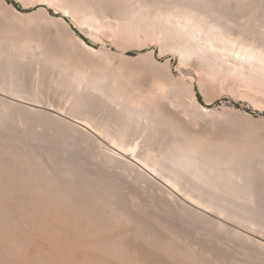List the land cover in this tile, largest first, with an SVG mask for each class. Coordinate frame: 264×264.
Wrapping results in <instances>:
<instances>
[{
	"label": "bare ground",
	"instance_id": "1",
	"mask_svg": "<svg viewBox=\"0 0 264 264\" xmlns=\"http://www.w3.org/2000/svg\"><path fill=\"white\" fill-rule=\"evenodd\" d=\"M132 1L133 0H39V3L47 5L50 9L54 8L57 12H61L64 17L73 16L74 18L72 19L77 20V25L81 31L87 33V36L89 34V39L96 40L93 36L96 24L93 22L94 19L97 21L99 16H101L100 12L113 10L112 12L114 13L115 10L117 13L112 15L108 14L114 18L115 16H119V19L124 18V21L126 18H130V12L134 10V5L138 3L137 0L136 3H133ZM140 1L145 8H141L142 10H140L139 6L141 3H138L139 6L135 9L140 13L146 9V14L141 15V18L138 16L140 19H134L135 21H133V23H135V25L133 28H130L132 27L131 24H133L131 23L132 20H128L131 24L127 23L126 20V25L129 24L130 26L124 27V24H122V26L119 24L118 26V23L121 20L115 18L119 22L115 23L114 21L115 25L117 24V28L113 26L115 29L113 30L115 31V35H118V39H122V37H126L127 39L128 37L136 38L139 39L138 41L141 43V40H143V44L146 47L147 45H159L162 50V52L160 51L161 54H158L160 57L164 56L163 54L166 50L170 51V53L177 54L180 57L178 70L183 76L188 77L192 86L196 81H203L204 77L206 80L208 78L210 81H214V77H220L217 78L219 81L221 78H225V80L227 78H232L234 81L237 80V83L238 81L241 83L240 86H243V90L244 88L245 90L247 88V90L250 89L249 91L255 90L259 93H264V11L260 13L261 10L264 9L263 0H260V5L258 2V5L254 4L252 0ZM255 1L256 0H254V2ZM254 5L258 8H254ZM252 6H254V10L256 9L255 12L257 11V14L254 11H251ZM48 8L42 12L50 15ZM258 11L260 15L258 14ZM97 15H99L98 18H96ZM137 15H139V13ZM135 17L136 16L133 17V14L131 15V19ZM46 19H49V22H52L50 21L51 17ZM187 23L188 26L190 23L192 27L185 28V24L187 25ZM191 28H194V31ZM66 29L69 28L66 27ZM251 34L252 37L250 36ZM78 41L81 42V40ZM82 44L84 45V43ZM143 48L145 47L143 46ZM205 48H207L208 51L202 54V51H204ZM148 56L151 64L155 65L154 67H156V65L157 67H161L162 64L159 65L160 62L155 56V51H150ZM0 62V76H2L3 73L5 74L4 77H0V118L1 116L6 117V115L7 117H11L14 110L21 109L24 110L26 114H33L34 116L39 115L41 119H45L46 117L56 123H67L69 126H74L73 128L75 130L76 128L78 131L81 130V132H92L95 135L96 140L99 138L98 143L103 149L101 150L103 161L112 163L110 164L112 166L117 163L115 166H118L119 164L123 167H121V169L126 168L127 172L129 171L128 169L131 171L133 170L136 174L133 173L135 175V181H141L142 179V181H144L143 183H149L148 185L153 184L154 187L158 185L155 189L158 188V190H160L158 192V197L160 199L156 198L157 200L155 201H160L162 207L159 206V208H163L161 213H159L160 210L159 212H156V208H158L156 206L159 205L160 202L156 206L150 202L156 211L152 208L154 211L151 212V214L153 213L151 215L149 212L151 211L150 207L152 205L150 204V206L146 204L147 208L145 209L146 206L142 208L144 213L148 210V206H150V209L149 212L147 211V214L144 215L143 211L140 210V207H138L139 209L137 208L139 211H136V206H133L136 203L133 205L130 204L131 201V203H133V198L131 197L130 200L129 196L125 195H122L121 197H125L124 199H119L123 201L120 202L118 200V203L117 200L114 202L107 199V197L106 200L103 197H100L101 199L98 197L94 199L91 198L88 201L93 194L91 191V195H88L89 198L88 196L86 197V194H88L87 191L89 190L90 192L91 190L89 187L91 184L89 186L86 185L88 180H85L86 183H82L84 188L81 186L83 190L82 188L80 189V187L78 188L77 183L79 181L74 172L76 171L79 173L81 168L80 165H77L80 170L77 171V169L74 168L73 170L71 165L73 162L71 161H67L66 163L67 165L71 162V168L70 166L69 168L68 166H65V163L63 162L64 166L67 168L64 167L63 169L60 168L62 165H58V168L61 170L63 169V171L56 172L57 165H55L56 168H52L49 164H40L41 161L40 163L35 162L32 164L30 159L25 160L24 162V160L20 161L21 158L19 161L23 165L17 163H15V165L13 164L17 169L19 168L20 173L16 174L19 171L15 168V174L14 172L12 173L13 170L8 171L10 169L6 170V172L4 170L3 174L2 167L4 164L1 163L3 161L1 159L0 264H218L219 255L221 256V249L228 250L226 248L228 247L226 246L227 242L224 241L225 238L228 242L230 241L232 245L229 244L233 247L235 246L234 243H238V246L241 249L240 252L245 253V251L248 250L250 251V255L254 252L255 255L260 254V256H264L263 205L259 193L252 187L254 178L251 173L254 147L261 144L264 145V142L262 143L261 140H257L260 144L257 141H253L249 144L241 143V145H234L227 143L224 140L223 142L215 141L211 138L192 132L188 129V120L183 115L185 113L187 115V112L183 111L181 114H176L163 109L161 104L158 103L159 100H156L157 96H153L154 94L147 95L146 97L141 95L142 98L141 96L140 99L137 97L138 99H135V101L133 99V104L135 103L133 106H138L140 109L138 115L140 116L142 114L139 119H137V117L135 118V114L134 118L133 116L129 117L131 116V113L126 116V113L124 114V112L108 108L99 99L100 97L97 98L89 92L84 91L83 88L76 85L77 83L75 79L73 81L72 77L71 79L69 78V74L66 73L67 75L64 76L65 74L62 72L58 74V76L52 77L48 81V84L54 88L56 94H61V96L64 95L61 97L62 101L63 97H65L70 102H68L70 105L67 106L65 103L67 100L64 98L63 102H60V104L55 106L51 103L52 101L49 102L46 100L45 95L39 91L40 89L38 87H35L36 90H27L23 86V79L14 74L15 68L17 69L15 63L9 61L8 63H6L7 61H5V63L2 61ZM163 67H166V73L170 75V60H167L163 64L162 68ZM7 71L10 73L8 78L6 75ZM38 71H40V69ZM210 78H212V80ZM217 79H215V83ZM224 81L221 80L220 83ZM229 81H231V83L234 82L232 80ZM42 83L46 84L47 82L46 80H43ZM90 83L91 82H89V84ZM220 85L221 84H219V86ZM235 86L237 85L235 84ZM230 87L231 86H229V88ZM238 89L241 88L239 87ZM136 96L137 95H135V97ZM194 97L197 101L195 92ZM64 103L66 104V109L70 106V112L76 114L73 115L74 117H79L77 120L72 119V113L68 110L63 109L62 107L60 108ZM197 103L205 113L209 111L205 106L199 104L198 101ZM95 104L96 106L104 105L106 110L109 109V116L113 117L111 119H114L113 122L116 125H113L115 127L114 130L109 127L108 120H103L104 116L102 117L99 112H91L89 110ZM141 109H143L142 113ZM68 113L71 114V117ZM140 118L146 120L141 122ZM8 119L10 120V118ZM71 121L77 123V126ZM2 123L3 122L1 121V125ZM24 127L22 126V128ZM134 127L138 128L137 130H139L140 136H144L145 140L136 143L130 142L131 144H129L128 137ZM160 137H165L162 138L163 140L166 138L170 139L165 142L164 149L157 153L152 150L151 145L156 140H159ZM139 151H142L143 153H140ZM14 152L16 151H13V153ZM33 153L31 155L29 154V156H35ZM139 153L142 154V156L139 155ZM20 156L22 157V155ZM34 156H32L33 159ZM39 156H41V154ZM140 157L142 160H140ZM40 158H42L41 160L43 162L44 156ZM46 160L48 161V158ZM10 161L12 160L10 159ZM52 161L55 163L54 160ZM57 161H59V158ZM25 163L28 164L29 167ZM113 163L115 164L113 165ZM82 165L83 164H81V166ZM52 166L54 167V165ZM120 166L118 167L120 168ZM54 169H56V171ZM86 169L88 168H85L84 171ZM35 170L43 172L42 174L46 175L48 178L39 180L40 177L38 175L41 172L37 175V178L35 177L37 174ZM235 170L241 171L240 173H235ZM9 172H11V174ZM2 174H6L5 176L7 178ZM133 174L130 173V175ZM80 177L82 178L81 174ZM80 177L79 179L82 180ZM85 177H83V179H85ZM36 178L40 182L36 180ZM88 179L91 178L88 177ZM23 183L25 184L24 186L28 183L29 185H27L28 193L26 192L27 194L25 196V192L23 191L24 197L21 199L17 194L23 187H21ZM79 184L81 183L79 182ZM110 185L112 184H109V186ZM110 188H112V186ZM23 189L25 188L23 187ZM77 189L78 191L82 190L81 192H84L85 190L86 198L82 199L83 193L80 195V191L78 194L81 196V199L78 198V194L76 197V193L78 192ZM146 189L147 188H145V191L143 192L147 193V191H149H146ZM115 190L117 192L116 188ZM108 192L109 191H107V193ZM140 192L142 191L139 189V193ZM131 193H129V195ZM149 193L151 195L153 194L151 191ZM148 194L146 198L149 197V200L151 201V197L153 196ZM18 195L20 196L22 194L19 193ZM93 195H95V197L97 196L95 193ZM143 195L146 196L145 193ZM126 198L130 201L128 202ZM153 200L154 198L152 201ZM119 203L124 205H119ZM163 211H165L167 215ZM155 213H159L160 215L164 213L163 218L165 217L166 220L168 213L173 215L171 217L169 216L170 218H175H173V221L170 219L172 223H175L174 225H171L169 224L170 220L165 221L159 216L158 222L160 223L157 222V224H161V226L159 225L160 229L161 227L164 228H162L163 231L161 232L165 235L161 234L160 231V234L157 232H155L156 236L154 234V227L151 226V222L152 225H154L153 221H157L156 217L159 215H156ZM154 214L156 215L155 220L152 218ZM139 215H144L143 217L141 216V218L148 219V221H141ZM148 215H151L150 220ZM151 219L153 221H151ZM186 223L189 224V226H191L190 224L194 225L193 227L197 225L195 228L197 231H194L197 232L196 234L199 236H194L200 239L201 244L199 243V239L198 241L196 240L198 243H192L195 239L192 240L191 238L192 241L190 239V241H187V238L186 240L181 239L180 236H184L183 234L180 235L181 231L179 230L181 225H186ZM157 224L155 223L156 226ZM201 224L205 226L203 229L208 231V233H199L201 228L199 229L198 225L202 227ZM174 226L178 227L179 230ZM157 228L159 227H156L155 229ZM200 234L204 235V237L200 236ZM158 235L159 237H157ZM220 235H223L221 236L222 238L218 237ZM233 241L234 243H232ZM203 242L214 246L215 248L213 247L212 251H216V253L220 250V253H218L219 255L217 254L218 257L213 256L215 252L208 251L209 246H206ZM201 245L203 247L206 246L207 250ZM240 246L244 248V251H242V247ZM224 255H226L225 252ZM223 259L224 257L222 259L220 257V262H225ZM247 260L249 259L247 258ZM227 261L228 263L230 262L229 259ZM243 261L244 260H242V262L234 261L229 264H248ZM254 261L255 260L253 259V262ZM224 262L222 264H224Z\"/></svg>",
	"mask_w": 264,
	"mask_h": 264
},
{
	"label": "rangeland",
	"instance_id": "2",
	"mask_svg": "<svg viewBox=\"0 0 264 264\" xmlns=\"http://www.w3.org/2000/svg\"><path fill=\"white\" fill-rule=\"evenodd\" d=\"M137 1H138V3H141L140 0H137ZM137 1L133 0L132 2L136 3ZM252 1L254 4H257V2H258V4L260 5V3H259L260 0H256L255 2H254V0H252ZM11 2H15L16 4H18V8L15 7ZM138 3H136L137 6L134 5L135 7H134L133 11H135V12L131 11L133 13L130 12V18H128V19L126 18L127 23H130L131 20H132L131 23H133V21H135L136 18L140 19L141 15L146 14V9H144V11L141 13L139 11H137V9H135V8H138V6H139ZM254 6H252L251 7L252 10L251 9L250 10L255 12L256 9L254 10V8H258V7L256 5H254ZM46 8H48V6L44 5V4H40L39 0H0V41H1L0 42V52H1L0 53V59H1L0 61H2L4 63H5V61H7L6 63H8V61H9V62H13L17 65V69L15 68L14 74L18 75L20 78L23 79V86L27 90H34V89L36 90V88L38 87L40 89L39 91H41L45 95L46 100H48L49 102L52 101L51 103L54 104L55 106H57L58 104H60V102L64 101L65 97H63V101H62L61 97L64 95L61 96V94H56L54 88H52L50 86V84H48V81L52 77H56V76H58V74H60L62 72L63 74H65L64 76L69 74V76H70L69 78L71 79V77H72L73 81L75 79L77 84L75 82L74 83L77 86H79L80 88H83L84 91L89 92L90 94L94 95L97 98L100 97L99 99L108 108H111V110L114 109L116 111L124 112V114L126 113V116L130 115V113H131V116H129V117L133 116V118H134V114H135V118L137 117V119H139V117L142 116L141 113H142L143 109H141V113H140L141 115L139 116L138 114L140 112V109L138 106H137L138 109H137V107L133 106L135 104V103L133 104V102L135 101V99H138L137 97H139V99H140L141 95L146 97L147 95H153L154 94L153 96H157L156 100H159V102L158 101H156V102L161 104V107L163 109H166V110L171 111V112L176 113V114L177 113L181 114V112L186 111L187 115H186V113L183 115L188 120L187 121V126L189 127L188 129L192 132L198 133V134H200L204 137H207V138H211L215 141L223 142V140H224L227 143L234 144V145H237V144L241 145V143L242 144H244V143L249 144L250 142L257 141V140L258 141L261 140L262 143L264 142V93L262 94V92L259 93L258 91H255V90L249 91L250 89L247 90V88H246V90L244 88V90H245L244 91L243 86H240L241 83H239V81H238V83H239V85H238L237 80L234 81L232 78H227L228 80L227 79L225 80V78H221L219 81L217 78H220V77H217V78L214 77L215 79H217L216 83H215L214 82L215 79L213 77L212 78L214 79V81L212 80V78H210L212 81L208 80V78H207V80H208L207 81L206 78L204 77L203 81H196L194 83V85L192 86V84H190V82L188 80V77L183 76V74L181 72H179V70H178V64H179L180 57L177 54L172 53V52L170 53V51L166 50V52L163 54L164 56L160 57L159 56L161 54L160 51L162 52V50H161V47L159 45H152V46L147 45V47H146L143 44V40H141L142 41V43H141L140 41H138L139 39H136V38L134 39V38L128 37V39H127L125 37L126 38L125 39L122 37V39H120V38L118 39V35H115V31H114L115 29L113 26H115V28H117V24L115 25V23H118L119 21L115 18H118L119 16L113 15V16H115V18L111 16L112 14L117 13L115 10H114V13L112 12L113 10H111V9H110L111 11L106 10L107 13L106 12H100L101 16H99V15L96 16V18H98V16H99L97 21H95V19H94V22H93L96 24L95 25L96 29H95V31H93V36L95 37L96 40H94V39L91 40L88 38L89 34L87 36V33H84L83 31H81V29L77 25L78 24V22H76L77 20L72 19V18H74L73 16L64 17L61 12H57L54 8H51V9L48 8L49 13H50V15H48L47 13L46 14L43 13ZM141 8L142 9L145 8V6L144 7L142 6V3L139 6L140 10H142ZM259 9H260V7H259ZM104 11H105V9H104ZM263 11H264V9L261 10L260 13H262ZM137 12L139 13V15H137L138 14ZM108 13L111 15H109ZM132 14H133V17L136 16L133 19H131ZM134 14H136V15H134ZM258 14H259V11H258ZM152 15H155V14H152ZM138 16L140 18H138ZM50 17H51L50 21H52V22H49V19H46V18H50ZM123 19H119V20H121L120 21L121 23L119 22L118 26H119V24H121L120 26H122V24H124L123 25L124 27H127V26L129 27L130 25L129 24L126 25L127 24V23H125L126 20L123 21ZM128 20H130V21H128ZM114 21H115V23H114ZM134 25H135V23L131 24L132 27H130V28H133ZM185 26H186L185 28L192 27L190 25V23H189V26H188V23H187V25L185 24ZM66 27L69 29H66ZM16 29H18V30H16ZM191 29H193V31H194V28H191ZM81 35L88 39V41L90 42V45L88 43H86L81 38ZM250 36L252 37V34ZM78 40H81V42ZM82 43H84V45ZM143 46L145 48H143ZM89 47H90V49H89ZM43 50H44V52H43ZM152 50L155 51V56L158 59V61L160 62L159 65L162 64L161 67L159 65H158L159 67H157V65H156V67H154L155 65L151 64V61H149L150 58L148 56V53ZM207 51H208V49L205 48L204 51H202V54H204ZM145 56H146V58H145ZM167 60H170V67H171V69H170L171 74L170 75L171 76L168 73H166L167 72L166 67L162 68L163 64ZM56 63H57V65H56ZM39 69H40V71H38ZM56 69H57V71H56ZM67 69H69V70L71 69V70L69 71ZM51 70H52V72H51ZM9 74L10 73L7 71V74H6L7 78H8ZM86 74H87V76H86ZM4 75L5 74L3 73L2 76L4 77ZM37 75H40L41 77L37 76ZM2 76H0V77L2 78ZM43 80H46L47 83L43 84L42 83ZM161 80H163V81H161ZM221 80H223V81L225 80V81L220 83ZM229 80H232L235 83L234 82L231 83V81H229ZM89 82H91V83L89 84ZM206 83H208V84L210 83V84L208 85ZM204 84H206V85H204ZM219 84H221V85L219 86ZM223 84H225V85H223ZM235 84L238 86V88L240 87L241 89H238L237 86H235ZM213 85H215V86H213ZM229 86H231L232 88L231 87L229 88ZM234 87L236 88V91H235ZM153 92H155V93H153ZM194 92L196 93V96L198 93L201 95L202 102L204 105L199 101L198 97H197V101L199 102V104L205 106L209 110L207 113H205L198 106V103L194 97ZM135 95H137V96L135 97ZM132 96L135 98H133ZM142 96H141V98H142ZM133 99H134V101H133ZM110 101H111V103H110ZM130 101L132 102V104ZM68 102H69L68 100H67V102H65L67 104V106L70 105V104H68ZM65 103L62 104V106L59 105L60 108L62 107L63 109H66ZM69 107H67L66 110H68L70 112ZM20 110L21 109L14 110L13 115L11 117L10 116L7 117V115H6V117L1 116V118H0V126H1V128H0V131H1L0 132V134H1L0 135V147H2V148H0V153H1L0 162L3 160L1 162L4 164V166L2 167L3 168V174H4V170L6 172V170H8V169H10L8 171L13 170L12 173L14 172V174H15V168L16 167L13 166V164L14 165H15V163L21 164L20 161H23V160L25 162V160L30 159L32 161L31 162L32 164H34L35 162L40 163V161H41L40 164L46 163V164H49L52 168L57 167L56 168L57 171H56V169H54L56 172L63 171L65 166H68V168H69L70 163L73 162L74 167H73V164H71L72 169L74 168V169H77V171H79L81 168V171L79 173L76 171L74 172V174L76 173L75 174L76 178L81 183V184H79V182L78 183L76 182L78 184V188L80 187V189H81L83 187L82 183H84L85 180L86 181L88 180V183H86V182L85 183L88 186L91 184L89 186L91 188V190H90V192H89V190L87 191L88 194H86V197L88 195L89 196L91 195L90 194L91 191L93 194L94 193L97 194L96 197L93 194L91 195L90 198L88 196V198H89L88 201L91 198L94 199V198H98V197L99 198L103 197L106 200V197H107V199L114 201V202H116V200H117V203H118L119 201L120 202L123 201V200H119V199H124L125 197H123V198H121V197H122V195H125V196H129V199L132 197L133 203H131L132 202L131 201L130 204L133 205L134 203H136L135 205H133V206H136V208H135L136 211H139V210H137V208L140 207L141 208L140 210L143 211V213H144V210H142V208H144L146 206V204L150 205L151 203H153V205L155 204L154 206L159 204L160 201L159 202L155 201L157 199H160L158 197V192L160 190H158V188L155 189L158 185L156 187H154L153 184H151L154 187L153 188L151 185H148L149 183L148 184L143 183L144 181H142V179H141V181H135L134 177L136 174L133 170H132L133 171L132 172L130 169H128L131 174H133V173L135 174V175L134 174L130 175L129 171L127 172V169L125 167H124L125 169H121L122 166H120L119 164H118V166H120V168L118 166H115L117 163L116 164L113 163V165L114 164L115 165L112 166V165H110L112 163H108L107 161L106 162L103 161V157H101V153H102L101 150H103V149H102L101 145L98 143L99 138L97 137L98 139L96 140V137L92 132H90V133L93 135H91L90 133H87V132H81V130L78 131L77 128L75 130L73 128L74 126L72 127V125H70L71 126L70 127L69 124H67V123H65V124L64 123L63 124L62 123H56V122L51 121L50 119H47L46 117H45V119L44 118L41 119V117L39 115L34 116L33 114L32 115H30L28 113L26 114V112L24 110H21V111ZM89 110L91 112H99L102 117L104 116L103 120H105V121L108 120L109 121V123H108L109 127H111V129L113 128V130H114V128H115L114 126H116L115 123L113 122L114 119H111L113 117L109 116V114H110L109 109L106 110L104 105L103 106L102 105L96 106V104H95ZM70 113H72V119L77 120L79 118V117L78 118L74 117L73 115H76V114H73V112H70ZM70 113H68V114H70ZM22 117H23V119H22ZM70 117H71V114H70ZM8 118H10V120ZM143 118H140L141 122L146 120V119L143 120ZM30 119H31V121H30ZM1 121L3 122L2 125H1ZM37 121H39V122H37ZM21 122H22V124H21ZM71 122L74 123V121H71ZM111 122H113V123H111ZM40 123H42V124H40ZM29 124L32 126H30ZM74 124L76 125L77 123H74ZM33 125H34V127H33ZM22 126L23 127L26 126V127L22 128ZM42 126H43V128H42ZM137 129H138L137 127H134L133 131L131 130L132 133L130 132V136L128 137V143L129 144H131L133 142L136 143V142H141V141L145 140V137L142 135L140 136V132ZM3 131H4V133H3ZM56 132H57V134H56ZM138 135H139V137H138ZM162 138H165V137H160L159 140H156L154 143H152V145H151L152 147L151 146L150 147L152 148L153 151H155L157 153H159L158 151H162L165 147V144H166L165 142L168 141V139H170V138H166L163 140ZM5 144H7V145H5ZM103 144H106V143H103ZM153 146H155V147H153ZM254 146H256V145H254ZM251 149H253V148H251ZM41 150H42V152H41ZM13 151H16V152L13 153ZM17 151H19V152H17ZM20 151H22V152H20ZM44 151H45V153H44ZM33 152H35V153H33ZM6 153L10 156H8ZM17 153H19V154H17ZM32 153L35 154V156L32 155V156H34V159L36 157L37 158L39 157L38 159L36 158L37 161L35 159V161L33 162V160H34L33 157L29 156V154L31 155ZM140 153H139V155L142 156V154H140ZM13 154H16V155H13ZM40 154H41V156H39ZM50 154H52V155H50ZM97 154H99V155H97ZM20 155H22V157ZM25 156L27 157V159ZM43 156L45 159L43 158V162H42V160H41L42 158H40V157H43ZM94 157H95V159H94ZM47 158H48V161L46 160ZM58 158H59L60 163H59V161H57ZM60 158H61V160H60ZM10 159L12 161H10ZM14 159H15V161H14ZM52 160H54L55 163ZM140 160H142L141 157H140ZM67 161L68 162L71 161V162L66 165ZM63 162L65 163V166H64ZM84 162H85V164H84ZM92 163H93V165H92ZM51 164L54 165V167ZM81 164L84 165V168H83V165L81 166ZM11 165L13 168L11 167ZM21 165H23V164H21ZM26 165L28 166V164H26ZM55 165H57V166L55 167ZM58 165H60V166L62 165L60 168H63V169L61 170L60 168H58ZM77 165H80V168H78ZM103 165H105V166H103ZM0 166H2V165L0 164ZM25 166H23V167H25ZM65 168H67V167H65ZM70 168H71V166H70ZM85 168H88V169H86L87 171L86 170L84 171ZM105 168L108 170H106ZM1 169H0V171H2ZM59 169H60V171H59ZM16 170L19 171V168L18 169L16 168ZM251 170H252L251 173L253 174V178H254L252 187L259 193V195L262 199L261 202L263 205V212H264V174H263L264 173V145H262V144L258 145L257 147H254L253 162H252ZM35 171L37 172L35 177H37V175L41 171L40 172H38L37 170H35ZM240 171L241 170H235V173H240ZM0 173H2V172H0ZM9 173L11 174V172H9ZM18 173H20V171L17 172L16 174H18ZM42 173L43 172L40 173L41 176H40V174L38 175L40 177L39 180L40 179L42 180L44 178H48V177H46V175H43ZM6 174H8V173H6ZM34 174H35V172H34ZM80 174L82 175V178L80 177ZM83 174H84V176H83ZM5 175H3V176H5ZM42 176H43V178H42ZM85 176H87V177H85ZM79 177L82 180H80ZM83 177H85V179H83ZM88 177L91 178L94 183L91 181V179H88ZM116 177H117V179H116ZM37 178H36V180H38ZM81 181H83V182H81ZM112 181L115 183H113ZM131 181H132V183H131ZM106 182H108V183H106ZM119 183H120V186H119ZM109 184H112V185L109 186ZM24 185L25 184L23 183L21 185V187L23 186L26 190L23 189V187H22L19 190L20 192L18 191V194L21 193L22 195L19 196L17 194V196L21 197V199L24 197L23 196L24 192H25V196L28 193V191H27L28 186L27 185H29V183L26 184V186H24ZM101 185H102V187H101ZM91 186L93 187V189ZM111 186H112V188H110ZM83 188H82V190H83ZM115 188L117 189V192H116ZM145 188H147L146 191L149 190V191H147V193L143 192V191H145ZM139 189L143 193L142 192L139 193ZM82 190H79V191H80V195H82L81 193H83V196H84V197L82 196V199H83V198H86L85 197L86 192H85V190H84V192H81ZM111 190L112 191L115 190V191L112 192ZM77 191H78V189H77ZM79 191L76 193V197L79 195L78 194ZM107 191H109V192L107 193ZM150 191L153 193L152 195L149 193ZM110 192H112V193H110ZM131 192H133V193H131ZM118 193L120 196L118 195ZM129 193H131V194L129 195ZM144 193L146 194V196L143 195ZM139 194H140V196H139ZM147 194L153 196V197L150 196L151 201L149 200V197L146 198ZM80 195L78 196L79 199H81ZM131 195H133V196H131ZM112 196L114 199L112 198ZM118 196H119V198H118ZM153 198H154V200L152 201ZM126 200H128V198H126ZM130 200H128V202ZM148 200H149V202H148ZM122 203H119V205H121ZM127 204H129V203H127ZM161 204L162 203L160 202V204L157 205L156 207L159 208V206H161ZM122 205H124V204H122ZM153 205L151 207L148 206V210L145 211L144 215L147 214V211L149 212L150 208H151V211L149 212L150 214L152 211H154L155 208L153 207ZM161 207L159 209L156 208L157 211H156V209H155V211L159 212V210H160L159 213H161V211L163 210V208H161ZM146 208H147V206L145 207V209ZM152 208H154V209H152ZM163 212H165V211H163ZM137 213H139V212H137ZM155 214L152 217L153 220H155V216L158 215V214H156V215ZM163 214L162 215L159 214L158 217H156L157 221H153L151 219V221L154 222V225H155V223L157 224V222L159 220V216H161V218L165 221H168L170 219L173 221L175 219L174 217H173L174 219L170 218L171 216H173L171 213H170L171 215L168 213V216H166L167 214L165 212V214H166L165 216L167 217V220H166L165 217L163 218V216H164ZM151 215H148L149 220H150ZM141 216L139 215L140 218H141ZM168 217H169V219H168ZM143 220L148 221V219H145V218L142 219L141 218V221H143ZM171 220L169 221L170 223L169 222L168 223L171 225H174L175 223L174 222L172 223ZM158 223H160V222H158ZM154 225H152V222H151V226L154 227V229L153 228L152 229L154 230L155 236H156L155 232H157L158 234H160V233L163 234V232H161V231H163L164 228L161 227V229H160L161 224H159L160 226L158 224H157V226L155 225L156 227H159L157 229H155L156 227ZM190 225L191 226H189V224H187V223H186V225L185 224L181 225L180 230L178 227H175V226L174 227L176 229L178 228L177 230L181 231V233L179 231H177V232H179L180 235L183 234V236L185 237L184 238V237L180 236L181 239L186 240V238H187V241H190L191 239L192 240L195 239V241L191 240L192 243L193 242L198 243L197 241L199 238L198 237L196 238V236H194V235L199 236L198 234H196L197 232H195V231H197L195 229L197 227V225H195V227H193L194 225H192V224H190ZM199 225H198V228L199 229L201 228L200 230L197 228L199 230V233H203V234L208 233V231L203 229L205 227L204 225L201 224L202 227H200ZM134 227H136V226H134ZM155 230H157V231H155ZM159 231H160V233H159ZM184 233L186 236L184 235ZM163 235H165V234H163ZM200 236L204 237V235H201V234H200ZM221 236H223V235H220L218 237H221ZM157 237H159V235ZM193 237H195V238H193ZM224 241L227 242L226 246H228V247H226V248L228 250L220 248L221 251L220 250L219 251L221 253L219 251H217V253H216V251H212L214 246L208 245L207 243L205 244L203 242L206 246H209L208 251H210V252L212 251L213 253L215 252L214 255L212 253L213 256L218 257V255H219L218 253L221 254V256L219 255V259L217 258L219 260L218 264H222L224 262V261L220 262V257H221V259L224 257L223 260H225V262H226V263L224 262V264H229L230 262H234V261L242 262V260H244L243 262H247L248 264L249 263L250 264H253V263L263 264L264 263V260H263L264 256L262 257V255L260 256V254L255 255L254 252H252V254L254 256L252 254L250 255V251H248V250H247L248 252L245 251V253H246L245 254L244 252H240L241 249L239 248L238 243L235 244L233 241L232 243H234V245L236 246V247L235 246L233 247V246H231L232 244L230 243V241L228 242L226 238L224 239ZM200 242L201 241L199 239V243ZM204 244H202V245H204ZM206 246H204L205 249L207 248ZM240 247H242V246H240ZM210 248H211V250H210ZM243 249L244 248L242 247V251H244ZM217 250H218V248H217ZM222 250H223V252H222ZM225 250L229 251V252H226ZM224 252L226 253V255H224ZM232 252H234V253H232ZM222 253L224 256L222 255ZM247 254H249V255H247ZM237 255H239V256H237ZM225 256L227 257V260L229 259V261H230L229 263L226 260ZM248 256L251 258H249ZM257 256H259V257H257ZM247 258L249 260H247ZM250 259H251L252 263H251ZM253 259L256 262L255 261L253 262ZM257 260L260 262H258Z\"/></svg>",
	"mask_w": 264,
	"mask_h": 264
},
{
	"label": "trees",
	"instance_id": "3",
	"mask_svg": "<svg viewBox=\"0 0 264 264\" xmlns=\"http://www.w3.org/2000/svg\"><path fill=\"white\" fill-rule=\"evenodd\" d=\"M15 7H17L18 8V4H16L15 2H11ZM81 38L86 42V43H88L89 45H90V42L88 41V39L87 38H85L84 36H82L81 35ZM197 97H198V99H199V101L203 104V102H202V97H201V95L198 93L197 94ZM204 105V104H203Z\"/></svg>",
	"mask_w": 264,
	"mask_h": 264
},
{
	"label": "water",
	"instance_id": "4",
	"mask_svg": "<svg viewBox=\"0 0 264 264\" xmlns=\"http://www.w3.org/2000/svg\"><path fill=\"white\" fill-rule=\"evenodd\" d=\"M86 38V37H85Z\"/></svg>",
	"mask_w": 264,
	"mask_h": 264
}]
</instances>
